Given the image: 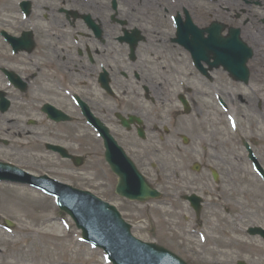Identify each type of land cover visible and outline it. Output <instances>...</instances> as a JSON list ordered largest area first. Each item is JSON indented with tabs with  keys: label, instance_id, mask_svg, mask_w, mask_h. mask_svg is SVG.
<instances>
[{
	"label": "flooded vegetation",
	"instance_id": "obj_1",
	"mask_svg": "<svg viewBox=\"0 0 264 264\" xmlns=\"http://www.w3.org/2000/svg\"><path fill=\"white\" fill-rule=\"evenodd\" d=\"M238 3L187 12L196 27L221 24L222 35L237 29L243 39H252L264 32V6L257 1ZM151 7L141 0H0V70L13 72L24 84V91L16 90L17 94L30 93L34 102L80 119L81 130L86 131L87 117L74 106L84 104L145 178L151 172L166 174L170 164L229 166L227 150L215 154L214 148L212 154L195 151L196 140L211 138L208 122L195 127L192 117L208 119L214 112L199 111L191 93L178 91L176 57L183 48L176 43L165 11L161 13L157 5ZM203 14L208 17L204 22L200 21ZM8 39L15 40V53ZM215 78L219 84L231 82L222 69L214 70L209 82ZM0 81L12 86L2 71ZM182 95L190 104L188 115L181 109L168 116L155 111L156 105L178 102ZM166 124L170 130L165 129ZM66 125H56L62 127L61 135L50 132L53 141L68 144L63 136L69 130ZM175 130L193 133L196 140L188 142L192 144L189 151L174 145L171 133ZM95 144L97 183L106 185L100 188L104 195L114 197L117 177L105 162L102 137ZM193 158L197 160L190 161Z\"/></svg>",
	"mask_w": 264,
	"mask_h": 264
},
{
	"label": "rangeland",
	"instance_id": "obj_2",
	"mask_svg": "<svg viewBox=\"0 0 264 264\" xmlns=\"http://www.w3.org/2000/svg\"><path fill=\"white\" fill-rule=\"evenodd\" d=\"M189 2V8H195L200 12H203L200 9L206 6L211 9V2L208 0H190ZM161 4L168 6V0ZM156 12L159 14L157 10ZM200 21L204 22L202 18ZM245 41L251 45L249 41ZM176 58L179 64L178 75L185 76L190 73L189 79L185 78V82L187 86L195 90V93L197 91L194 98L200 110L212 105L213 90L218 88L225 100L228 99L227 96L235 100L234 105L242 117L236 121L237 127L240 129L237 133L233 132L230 126L229 130L226 121L220 119L218 120L223 126L216 131L214 129L215 132H213V138L215 137V141L218 139L220 144L214 145H218L217 148L230 150V166L224 169V179L221 178L218 185H215L207 170L194 173L191 171L190 165L173 166L169 168L165 187L161 189L164 194L160 201H150L148 207L144 205L142 207L116 197H106L104 201L111 203L121 212L123 218L132 225V232L137 238L145 242H154L169 249L188 264H236L237 261H243L245 264H264V241L259 237H250L247 234L249 227L258 226L264 229V183L246 160L242 148V141L249 142L264 169V121L261 115V105L255 102L256 104L249 108V103L244 101V98L250 97L259 87L261 60L258 58L255 62L250 63L251 82L247 87H243L231 86L230 83L210 86L208 82L197 77L191 71L188 57L177 55ZM25 102L15 101L10 111L0 118V136L4 137L5 135L6 139L12 140L11 146L6 151H0V161L15 156L25 157L29 160L33 158L29 161L32 163L31 166H29V162L27 165L17 159L10 161L35 174H49L75 188L88 190L100 197L94 180V159H91L79 172V170L71 168L68 170L65 163L48 155L43 144L48 141L46 134L50 126L47 123L42 125L43 122L38 115L32 113V107L35 105ZM176 106L175 102L171 105H156L155 111L166 114ZM217 111L219 110L217 109ZM218 120L215 117L210 120L213 127L218 126ZM28 121H36L37 125H27ZM203 121L205 120L199 118L194 119L193 122L196 127ZM194 128L193 130L198 132V129ZM23 132H30L37 136L38 142H35V139L30 136L26 137ZM20 134L21 137H18ZM87 136L91 138L90 134ZM78 137L77 135L72 138L78 141ZM191 137L192 140H196L193 134ZM176 142L178 141L176 140ZM87 143L92 149L94 148L90 141ZM202 144H196L195 149L197 150V146L203 147ZM33 145L37 146V152L34 155L30 153ZM206 145L209 147V143ZM26 146L28 149H22ZM69 146L75 151L73 145ZM221 150L226 151V149H219V151ZM216 169L220 172L222 170L221 168ZM84 170L88 171L83 172ZM183 186H188L186 192L182 190ZM233 187H237L241 192L249 193L242 201L243 207H245V212L242 214L238 209L233 211L230 207V198L224 196V192ZM27 192L30 193L24 187L0 184V264H107L101 251L92 249L79 240L80 233L67 216L58 212L50 198L42 196L36 191H32L30 194ZM191 192L199 194L204 199L198 223H195L193 212L180 197L184 193ZM18 196L25 202L26 208L28 207L29 217L25 218L15 213L14 208L10 206L1 207L3 200L17 199ZM6 220L14 224L10 232H6L4 229ZM22 223L41 225L42 229L53 226L55 228L53 234L56 239L49 240L36 232H22L19 230ZM231 226L233 227L232 231L229 229ZM41 228L40 230H42ZM234 232L237 233V240L232 242ZM200 235H205L206 238L210 236L214 241L202 242ZM220 238L224 241L223 243L216 241ZM35 244L50 250L51 257L39 258L33 263L30 259L25 258L26 254L23 252L33 250ZM257 249L263 254H256Z\"/></svg>",
	"mask_w": 264,
	"mask_h": 264
},
{
	"label": "water",
	"instance_id": "obj_3",
	"mask_svg": "<svg viewBox=\"0 0 264 264\" xmlns=\"http://www.w3.org/2000/svg\"><path fill=\"white\" fill-rule=\"evenodd\" d=\"M230 46L231 48L240 46L237 38L231 39ZM210 53H207V57ZM193 56L197 57L199 62L203 59L201 52L194 53ZM229 71L237 80H244L247 77V72L243 66L231 68ZM112 166L114 167L113 164ZM0 171L3 173L7 170L0 167ZM5 178L0 173V179ZM116 192L122 197L141 202L158 196L142 181L126 183L123 178H120ZM55 194L59 197L62 210L69 213L74 218L77 227L82 230L83 238L106 250L114 264H184L155 245L141 244L131 240L128 236V227L120 222L113 208L82 197H77V201L73 202L70 194L59 193L56 190ZM196 199L195 197L192 198V204L197 203L198 199ZM249 232L251 234L259 233L264 238V231L250 230Z\"/></svg>",
	"mask_w": 264,
	"mask_h": 264
},
{
	"label": "bare ground",
	"instance_id": "obj_4",
	"mask_svg": "<svg viewBox=\"0 0 264 264\" xmlns=\"http://www.w3.org/2000/svg\"><path fill=\"white\" fill-rule=\"evenodd\" d=\"M143 4L149 5L150 8L152 9L151 6H153L152 3L156 4L158 2H164L165 0H141ZM151 1V2H150ZM190 1V0H176L174 6H172V9L175 8H181L183 6H185V4ZM219 2L218 6H239L238 0H217ZM261 4H264V0H260ZM168 4H172L171 2H168ZM264 32L262 31L259 32V34H255L252 38L253 43L255 44L256 48H257V52L260 53V60H261V68L259 70V79H260V84L259 87L255 90V92H253V94H251L250 97H246L245 101L248 104L249 103V108H251L254 104H256L255 102H258L259 105H261V115H262V119L264 121ZM262 55V56H261ZM258 57V58H259ZM249 195V193H245V192H241L237 187H233L232 189H230L229 191L224 192V196L226 198H230V207L233 209V211L235 209H238L240 211V213H244L245 212V207H243L242 201L244 200V198H246ZM21 201L19 199H8V200H3L1 207L4 208L6 205L10 206L12 208H14L15 213H18L20 215H22L23 217H29L30 212L27 211L26 206L22 207L21 206ZM41 226V225H40ZM40 226L38 225H30V224H26V223H22L19 226V230L22 232H27V233H33L36 232L38 233L40 236L42 237H46L49 240H55L56 238L54 237V231L55 228L53 226L47 227L45 229H42ZM40 228L42 230H40ZM230 231L233 230V227L231 226ZM37 230V231H36ZM234 237L233 241L237 240V233H233ZM63 238V237H62ZM236 239V240H235ZM213 242L214 239L210 236H208L206 242ZM216 241H219V243H223L224 241L222 240V238L220 239H216ZM230 242V241H229ZM47 245V244H46ZM250 245V244H247ZM58 246H61L58 244ZM251 246V245H250ZM247 248H251V247H247ZM33 250H29V251H25L23 252V254H26L24 257L27 258L28 260L30 259V261L33 263L34 261H37L39 258H44V257H51L52 252L50 250H48L47 248H44L42 246H37L36 244L33 245ZM31 251V252H30ZM256 254H263L262 251H260L259 249H257ZM24 263L25 261L22 260Z\"/></svg>",
	"mask_w": 264,
	"mask_h": 264
}]
</instances>
